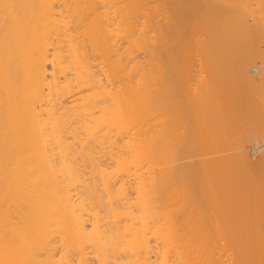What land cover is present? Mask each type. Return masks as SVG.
Returning <instances> with one entry per match:
<instances>
[{"label": "bare ground", "instance_id": "6f19581e", "mask_svg": "<svg viewBox=\"0 0 264 264\" xmlns=\"http://www.w3.org/2000/svg\"><path fill=\"white\" fill-rule=\"evenodd\" d=\"M263 44L264 0H0V264H264Z\"/></svg>", "mask_w": 264, "mask_h": 264}, {"label": "rangeland", "instance_id": "374dc122", "mask_svg": "<svg viewBox=\"0 0 264 264\" xmlns=\"http://www.w3.org/2000/svg\"><path fill=\"white\" fill-rule=\"evenodd\" d=\"M263 47H264V44H263ZM263 49H264V48H263ZM258 72H259V71H258ZM255 73H256V72H254L253 75H254ZM258 74H259V73H256L255 76L258 75ZM260 126H261L262 128H261ZM260 126H258L257 128H255L256 130L258 129V130H257L258 133H256V132H255L256 130L254 129V130H255L254 133L252 132V134L250 133L248 136L251 137V139H252V137H254L255 134H257L259 137H260V135L262 134L261 137H260V138H259V137L257 138V135H255L254 138H255L256 140H255L254 138H253V139H254L256 142L253 141V140L251 141L250 138H247V139H249L248 141L251 142L252 144L249 143L248 141H246V142H248V143H245V144H246V146H248V147H249L250 145H251V147L253 146L252 149H255V148H256L255 146L259 147V148H260V153H261V154H260V153L255 154L254 151H252V149L249 150V148H248V150L251 152V154H255V156L260 154V157H261V155H263V153H264V142H262L263 139H264V137H262V136H264V135H263V133H264V127H263L262 125H260ZM260 128H261V131H260ZM259 133H261V134L259 135ZM253 134H254V135H253ZM251 135H252V136H251ZM257 140H258V142H257ZM253 142H255L256 144L254 145ZM260 142H261V143H260ZM257 143H258V144H257ZM248 144H250V145H248ZM261 144H262L263 146H262ZM251 147H250V148H251ZM261 147H262V148H261ZM256 158H257V156H256L254 159H256ZM255 161H256V160H255Z\"/></svg>", "mask_w": 264, "mask_h": 264}]
</instances>
